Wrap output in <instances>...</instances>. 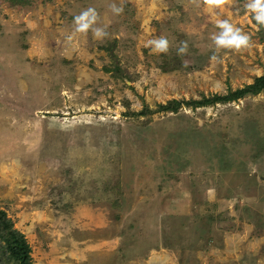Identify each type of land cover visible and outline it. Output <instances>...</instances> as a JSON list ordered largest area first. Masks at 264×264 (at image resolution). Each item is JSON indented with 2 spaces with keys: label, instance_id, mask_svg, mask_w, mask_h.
I'll return each mask as SVG.
<instances>
[{
  "label": "rangeland",
  "instance_id": "obj_1",
  "mask_svg": "<svg viewBox=\"0 0 264 264\" xmlns=\"http://www.w3.org/2000/svg\"><path fill=\"white\" fill-rule=\"evenodd\" d=\"M246 3L0 0V210L32 264H264V90L193 104L264 75ZM89 7L108 35L69 43ZM216 20L250 43L213 62Z\"/></svg>",
  "mask_w": 264,
  "mask_h": 264
},
{
  "label": "clouds",
  "instance_id": "obj_2",
  "mask_svg": "<svg viewBox=\"0 0 264 264\" xmlns=\"http://www.w3.org/2000/svg\"><path fill=\"white\" fill-rule=\"evenodd\" d=\"M192 2L198 8L203 7L205 12L215 13L217 9H223L224 6L228 5L231 0H192ZM110 8L114 14L123 12V8L115 4L110 5ZM245 9L247 12L253 14L257 25L264 26V0H247ZM98 19V13L94 8L89 7L83 10L79 15L74 17V26L71 34L67 37V41L70 43L78 35L87 36L89 31H91L93 39L102 41L108 33L104 27L96 26ZM215 23L216 27L219 28V32L213 34L211 37L215 51L210 57V61H217L218 53L221 50L240 52L249 46L250 37L242 33L240 28L235 27L228 20H216ZM146 47H150L153 54L167 53L169 41L167 38L161 36L157 39L149 40ZM177 51L178 55H184L187 52V43L182 41Z\"/></svg>",
  "mask_w": 264,
  "mask_h": 264
},
{
  "label": "trees",
  "instance_id": "obj_3",
  "mask_svg": "<svg viewBox=\"0 0 264 264\" xmlns=\"http://www.w3.org/2000/svg\"><path fill=\"white\" fill-rule=\"evenodd\" d=\"M15 4L18 2L26 3L31 0H12ZM264 90V75L258 77L252 84L243 89L230 92L225 96H214L196 101L193 104L198 107H204L215 103H227L241 99L247 95H257ZM182 102L175 101L168 104L165 108L174 111L175 107L180 106ZM0 243L4 244L2 252L6 253V257L2 259L3 253H0V264H32L31 247L27 242L25 235L14 228V225L7 217V213L0 210ZM1 249V244H0ZM2 254V256H1Z\"/></svg>",
  "mask_w": 264,
  "mask_h": 264
}]
</instances>
